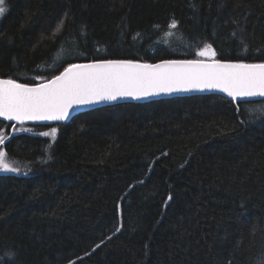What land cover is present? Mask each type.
I'll list each match as a JSON object with an SVG mask.
<instances>
[{"label": "trees", "instance_id": "1", "mask_svg": "<svg viewBox=\"0 0 264 264\" xmlns=\"http://www.w3.org/2000/svg\"><path fill=\"white\" fill-rule=\"evenodd\" d=\"M5 6L0 78L20 83L68 63L194 59L206 44L222 61L264 62V0ZM254 101L200 94L0 119V149L30 169L0 172V264H264V119L248 112L264 99ZM51 127L54 142L42 135Z\"/></svg>", "mask_w": 264, "mask_h": 264}, {"label": "snow or ice", "instance_id": "2", "mask_svg": "<svg viewBox=\"0 0 264 264\" xmlns=\"http://www.w3.org/2000/svg\"><path fill=\"white\" fill-rule=\"evenodd\" d=\"M6 11L5 0H0V17ZM63 23L61 20L57 32ZM177 25L173 19L168 27L176 29ZM195 56L197 58L166 59L155 64L113 59L68 63L59 75L35 86L0 78V118L21 125L25 121H65L79 106L193 90H218L236 104L256 103L252 98H264V62L222 61L217 59L211 44H206ZM248 112L257 119H264V106L250 107ZM12 128L17 130L15 125ZM57 132V127H51L42 135L51 137L54 142ZM4 144L5 133L0 132V145ZM29 171L27 165L21 168L16 161L9 162L7 153L0 150V172L27 175ZM168 199L171 200V196Z\"/></svg>", "mask_w": 264, "mask_h": 264}, {"label": "water", "instance_id": "3", "mask_svg": "<svg viewBox=\"0 0 264 264\" xmlns=\"http://www.w3.org/2000/svg\"><path fill=\"white\" fill-rule=\"evenodd\" d=\"M160 61H157V62H154V63H151V62H141V63L155 64V63H158ZM89 62H92V61H89ZM138 62H140V61H138ZM82 63H88V62H82ZM5 79H7V78H5ZM18 83H20V82H18ZM35 85H38V84H29V86H35ZM200 94H219V95H222V96L228 98L226 96V94L220 93L218 90H204V91L193 90V91H188V92H174V93H171V94L153 95V96L143 97V98H140V99H133L131 97H124V98H120V99H118L117 101H114V102H101L99 104L84 105V106L76 107L70 113V117L69 118H71V117H73V116H75L77 114H80V113H83V112H86V111H90V110H93V109H96V108H99V107H104V106H107V105H114V104L125 103V102H131V103H133V102H147V101H153V100H158V99H163V98H170V97H176V96H191V95H200ZM228 99H230V98H228ZM259 99H264V98H258V97L257 98H252V100H259ZM0 119L5 120L4 118H0ZM5 121H7V120H5ZM12 122L17 123L16 121H12ZM38 122H49V121H25L24 123H38ZM17 124H19V123H17Z\"/></svg>", "mask_w": 264, "mask_h": 264}, {"label": "rangeland", "instance_id": "4", "mask_svg": "<svg viewBox=\"0 0 264 264\" xmlns=\"http://www.w3.org/2000/svg\"><path fill=\"white\" fill-rule=\"evenodd\" d=\"M0 19H1V17H0ZM3 133H5V135H6V132H5V130L3 129V131H2ZM0 150H3V149H0ZM8 160V159H7Z\"/></svg>", "mask_w": 264, "mask_h": 264}]
</instances>
